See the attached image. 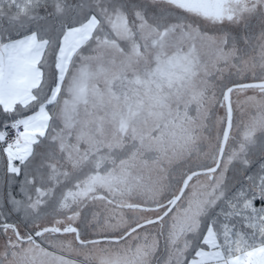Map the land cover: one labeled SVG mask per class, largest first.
Returning a JSON list of instances; mask_svg holds the SVG:
<instances>
[{
	"label": "snow or ice",
	"instance_id": "1",
	"mask_svg": "<svg viewBox=\"0 0 264 264\" xmlns=\"http://www.w3.org/2000/svg\"><path fill=\"white\" fill-rule=\"evenodd\" d=\"M0 264H264V0H0Z\"/></svg>",
	"mask_w": 264,
	"mask_h": 264
}]
</instances>
